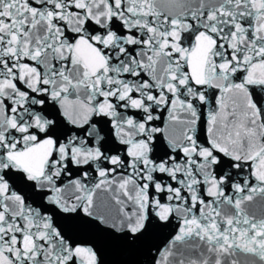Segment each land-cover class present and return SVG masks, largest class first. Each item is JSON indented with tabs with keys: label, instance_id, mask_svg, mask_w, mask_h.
Listing matches in <instances>:
<instances>
[{
	"label": "snow or ice",
	"instance_id": "1",
	"mask_svg": "<svg viewBox=\"0 0 264 264\" xmlns=\"http://www.w3.org/2000/svg\"><path fill=\"white\" fill-rule=\"evenodd\" d=\"M150 228L143 264H264V0H0V264Z\"/></svg>",
	"mask_w": 264,
	"mask_h": 264
},
{
	"label": "water",
	"instance_id": "2",
	"mask_svg": "<svg viewBox=\"0 0 264 264\" xmlns=\"http://www.w3.org/2000/svg\"><path fill=\"white\" fill-rule=\"evenodd\" d=\"M68 224L71 227L74 226L75 222L68 221ZM167 231L150 228L149 232L133 248H128L110 241L102 231L94 232L93 237L99 244L104 264H143L149 248L154 244H159L164 239Z\"/></svg>",
	"mask_w": 264,
	"mask_h": 264
}]
</instances>
